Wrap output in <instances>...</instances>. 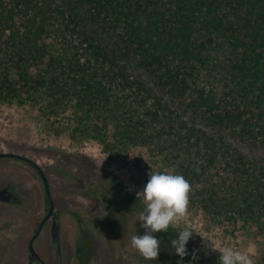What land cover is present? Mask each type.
Segmentation results:
<instances>
[{
	"label": "trees",
	"instance_id": "1",
	"mask_svg": "<svg viewBox=\"0 0 264 264\" xmlns=\"http://www.w3.org/2000/svg\"><path fill=\"white\" fill-rule=\"evenodd\" d=\"M42 90L79 97L75 132L106 153L148 146L211 219L241 197V216L262 209L264 0H0V102L26 96L53 112L50 96L32 95Z\"/></svg>",
	"mask_w": 264,
	"mask_h": 264
},
{
	"label": "rangeland",
	"instance_id": "2",
	"mask_svg": "<svg viewBox=\"0 0 264 264\" xmlns=\"http://www.w3.org/2000/svg\"><path fill=\"white\" fill-rule=\"evenodd\" d=\"M47 43L53 45L56 53L68 55L65 53L67 41L63 37L53 36ZM36 71V68L32 69L33 73ZM56 92L42 90L32 94L38 101L40 96H50L51 100L47 102L52 104L53 112L43 108V103H33L26 96H23L24 101L0 102V151H15L45 158L49 175L54 181L57 178L63 186L62 200L58 196L60 203L101 204L125 212L127 210L131 218L129 223L133 224L132 235H144L146 230L140 228L141 222L138 220L144 205L137 198V193L143 191L151 171L173 174V166L159 155L153 156L150 148L143 144L133 145L127 152L118 155L106 153L104 145L94 135L89 133L85 139L80 130L75 132L79 126L78 121L86 115L85 110L77 108L79 97L73 92L65 97L62 92ZM114 141L115 127L111 125L107 130V142ZM9 161L0 159L1 164ZM220 167L224 166H211L213 183L219 178L216 176L218 171L219 174L224 171ZM206 177L198 182L197 189L206 183ZM252 191L254 189L248 187V192ZM87 192L94 198L86 195ZM243 200L241 197L232 208L230 203L225 214L216 219H211L202 209L188 206V215L178 225L170 226L167 232L154 233L162 241L158 262L146 261L143 264H190L188 260L175 261L174 257L178 255L170 243L177 237V232L185 227L193 230V236L186 246V257L192 262L217 264L221 253L209 247L211 241L220 251L232 248L250 256L254 264H264V213L260 212L264 211V200L259 205L262 209L257 210L253 218L249 214L241 216L236 212L238 203L239 207H246L247 203ZM253 201L254 197L251 198V203ZM62 236L64 247L68 250L71 234L62 233ZM123 246L125 248L121 249L117 245L114 252L138 254L131 247L130 241ZM120 262V259L115 261L116 264ZM66 264H72L71 260L67 259Z\"/></svg>",
	"mask_w": 264,
	"mask_h": 264
},
{
	"label": "flooded vegetation",
	"instance_id": "3",
	"mask_svg": "<svg viewBox=\"0 0 264 264\" xmlns=\"http://www.w3.org/2000/svg\"><path fill=\"white\" fill-rule=\"evenodd\" d=\"M8 152L28 160L0 157L10 160L0 163V264H66L67 259L72 264H116L118 259L120 264H143L139 253L114 252L133 236L127 210L60 203L63 186L49 175L45 158ZM54 222L59 225L58 239ZM68 232L66 250L62 233Z\"/></svg>",
	"mask_w": 264,
	"mask_h": 264
},
{
	"label": "clouds",
	"instance_id": "4",
	"mask_svg": "<svg viewBox=\"0 0 264 264\" xmlns=\"http://www.w3.org/2000/svg\"><path fill=\"white\" fill-rule=\"evenodd\" d=\"M190 182L182 175L171 173H149V179L143 191L137 193V198L144 205L138 220L144 228V235H133L130 244L144 259L157 260L160 252V241L154 233L167 232L178 225L188 215ZM131 191V189H129ZM193 236V230L185 227L177 232V237L171 240L175 254L184 258L188 255L187 244ZM209 247L221 253L219 264H254L245 253L227 248L217 249L210 241Z\"/></svg>",
	"mask_w": 264,
	"mask_h": 264
},
{
	"label": "water",
	"instance_id": "5",
	"mask_svg": "<svg viewBox=\"0 0 264 264\" xmlns=\"http://www.w3.org/2000/svg\"><path fill=\"white\" fill-rule=\"evenodd\" d=\"M0 157H18L20 159L28 160L27 156H23V155H20V154L9 153V152H0ZM48 191H49L48 194H49V197H50L51 195H50L49 186H48ZM53 235H54L55 239H58V237H59V225H58L57 222H54V225H53Z\"/></svg>",
	"mask_w": 264,
	"mask_h": 264
}]
</instances>
